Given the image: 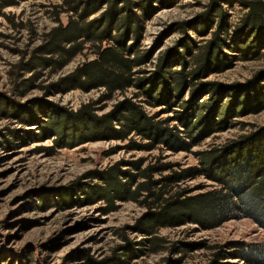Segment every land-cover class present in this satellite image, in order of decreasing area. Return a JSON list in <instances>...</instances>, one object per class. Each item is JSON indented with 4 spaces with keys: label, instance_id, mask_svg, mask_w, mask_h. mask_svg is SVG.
Returning <instances> with one entry per match:
<instances>
[{
    "label": "rangeland",
    "instance_id": "1",
    "mask_svg": "<svg viewBox=\"0 0 264 264\" xmlns=\"http://www.w3.org/2000/svg\"><path fill=\"white\" fill-rule=\"evenodd\" d=\"M84 1L29 0L4 11L12 20L0 17V264H264V228L253 219L235 216L211 229L189 223L160 228L149 235L134 229L154 209L145 204V198L117 200L115 209L106 211L108 203L98 197L104 184L92 175L120 164L122 171L136 174L140 184L146 179L132 162H140L142 171L148 166L171 165L154 173L153 180L161 181L174 173L200 168L202 153L221 150L264 127V110L241 112L247 97L237 85L264 72V49L256 59L246 60L241 52L244 47L239 48L234 37L246 11L237 1L220 5L215 25L206 34L197 30L211 0L155 3L154 12L142 22L139 52L146 63L135 68L136 79L150 80L161 66L170 72L181 70L171 61L176 57L171 56L181 53L191 62L184 44L193 41L204 48L214 38L220 21L221 33L226 30L231 47L224 50L228 56L224 70H212L195 86L218 84L211 87L213 92H198L193 99L190 91L184 96L176 93L170 105L152 107L137 85L112 96L104 88L54 89L79 65L95 58L87 45L63 69L43 66L38 61L41 54L37 51L58 25V19L67 24L70 17H76L70 11L72 6ZM106 7L89 21L100 17ZM34 59L36 68L26 70ZM187 66L186 72L194 68V63ZM253 93L249 105L252 101L256 104L260 96L259 92ZM126 101L142 107L154 122L177 131L188 143V129L199 136L197 129L208 132L188 151L175 152L164 145L134 149L132 144H149L136 133L125 140L103 138L74 148H59L54 134L42 137L43 127L25 124L20 117L32 114L46 124L49 118L41 108L55 106L77 112L88 105L102 117ZM200 117L209 120L200 121ZM222 119H226L222 129L214 130ZM115 126L119 130L123 125ZM164 185H159L164 189V199H174L184 191L186 196H195L220 188L203 175L166 188Z\"/></svg>",
    "mask_w": 264,
    "mask_h": 264
},
{
    "label": "trees",
    "instance_id": "2",
    "mask_svg": "<svg viewBox=\"0 0 264 264\" xmlns=\"http://www.w3.org/2000/svg\"><path fill=\"white\" fill-rule=\"evenodd\" d=\"M26 1L29 0H0V17L12 20L4 11ZM164 1L166 0H86L72 6L70 11L74 12L76 17H70L67 24L58 19V25L46 35L45 43L37 51L41 54L38 61L43 66L63 69L82 54L87 45H90L89 48L95 58L79 65L72 74L54 85V89L69 91L74 88L82 90L104 88L108 96H112L137 85L145 93L148 105L152 107L160 103L169 104L176 93L184 96L190 91L193 99L199 96L196 95L198 92H213L214 89L211 87L218 84L204 83L199 88L195 86L197 81L206 78L212 70L223 71L226 66L228 56L224 54V50L231 45L226 39V30L221 33L223 21H220L212 41L204 48L197 46L192 40L191 43L184 44L186 52L191 54V62H188L181 53L171 56L176 57L171 61L180 65L181 70L170 72L161 66L152 73L150 80L136 79L135 68L146 63V58L139 52L142 22L154 12L155 3ZM236 1L246 13L234 31V37L239 43V48L244 47L241 50L246 57L244 59L254 60L262 55L261 51L264 49L262 0H211L208 12L201 15V28L198 27L196 30L198 33L207 34L215 25L220 5H232ZM104 5L107 9L102 15L89 21L92 15L103 9ZM191 63H194V68L186 72V67H189L187 65ZM36 66L34 59L25 67L26 70H34ZM237 86L245 90L247 97L241 112L264 110V72L248 83ZM255 91L259 92L260 96L256 104L252 101L249 105L247 101L255 96L253 93ZM54 107L41 108L49 118L45 121L46 124L36 120L32 114L26 113L20 117L25 124L36 123L43 127L42 137L54 134L55 145L59 148H74L103 138L125 140L130 133H136L148 140L149 144H132L131 147L134 149H152L157 145H164L175 152L188 151L200 136L208 132L196 128L201 134L195 135L193 129L189 127L186 132L190 140L188 143L177 131L168 130L163 128L161 123L154 122L142 107L132 101L124 102L118 109L102 117L95 114L92 105L84 106L77 112ZM200 118V121L209 120L208 117ZM225 122L226 119L220 120L214 130L222 129L221 124L224 125ZM117 123L123 125L119 130L115 126ZM201 157L200 168L186 169L161 181L153 180L154 173L163 172L171 165L148 166L142 171L140 162H132L135 170L146 179L140 184H137V175L122 171L120 164L106 172H93L92 175L104 184L98 197L108 203L106 211L115 209L117 200L137 201L144 197L145 204L148 203L149 208L154 209L149 211L134 229L149 235H154L160 228L189 223L207 229L216 228L235 216L253 219L264 228V127L221 150L204 152ZM201 175L217 182L220 188L195 196H186L184 191L174 199H164V189L159 187L160 184H165L163 187L166 188L168 184ZM154 241L162 240L154 238Z\"/></svg>",
    "mask_w": 264,
    "mask_h": 264
}]
</instances>
